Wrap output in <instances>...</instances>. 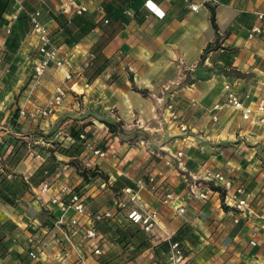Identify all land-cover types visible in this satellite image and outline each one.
Here are the masks:
<instances>
[{
  "label": "crops",
  "instance_id": "crops-1",
  "mask_svg": "<svg viewBox=\"0 0 264 264\" xmlns=\"http://www.w3.org/2000/svg\"><path fill=\"white\" fill-rule=\"evenodd\" d=\"M12 1L13 11L4 14L9 23L0 24V151L10 153L15 137L38 139V133L47 134L57 122H68V117H89L94 145L109 152L97 158L86 149L78 158L82 166L97 167L107 179L98 177L84 183L72 167L61 172L62 180L77 187L86 198L87 210L113 212L110 221L96 223L98 232L109 240L116 220L120 222L130 209L147 206L159 215L151 243L179 242L190 264H264V123L256 117L244 120L241 112L230 106L213 109L216 103H224L226 83L233 86L246 106L254 108L264 99V34L247 37L248 28L256 21L254 12L264 10V4L260 0H220L214 8L191 12L174 0H156L167 12L159 20L142 8L143 0H135L121 16L106 17L101 0ZM78 4L85 5L87 11L76 14ZM35 9L41 11L52 42L62 46L65 60L64 68H48L37 84L32 75L39 57L37 36L17 17L12 18ZM211 11L220 48L205 51L217 38L210 22ZM72 17L83 19L85 34H79L81 26L70 23ZM12 24L21 40L11 59L5 60L2 49ZM69 32L77 36L76 41L69 38ZM106 37L99 56L94 51L96 43ZM103 58L110 61L92 77ZM67 69L73 79L64 81ZM60 83L68 93L54 114L35 120L19 116L21 108L31 111L45 106ZM167 103L182 115L185 131L169 119ZM104 120L121 122L123 132L132 126L151 132L158 140L130 142L121 137L122 132L110 134ZM177 151L183 153L186 173L201 181L207 172H221L234 188L242 185L251 202L250 211L234 213L220 188H211L205 200L190 195L182 171L165 164V158ZM34 160L37 163L26 161L13 168L4 163L0 172H20L27 180L41 165ZM151 175H155L153 183L148 182ZM57 182L39 199L26 192L16 205L0 201V226L10 221L22 232L0 264H76L74 251L67 258L59 256L57 229L47 227L49 216L42 212L52 207L46 200L55 192ZM128 186L135 202L120 208L118 203L127 199L122 190ZM169 191L175 198L164 204L162 200ZM180 207L183 212L177 209ZM51 210L55 218L61 214L58 209ZM70 215L72 210L66 213ZM30 235L39 241L38 258L32 261L27 257ZM78 250L88 258V264H98L86 247L78 246ZM120 251L118 245L110 250ZM156 261L168 264L166 254L155 256L149 247L123 264Z\"/></svg>",
  "mask_w": 264,
  "mask_h": 264
},
{
  "label": "built area",
  "instance_id": "built-area-1",
  "mask_svg": "<svg viewBox=\"0 0 264 264\" xmlns=\"http://www.w3.org/2000/svg\"><path fill=\"white\" fill-rule=\"evenodd\" d=\"M181 3L191 12H198L202 8L216 7L219 5L220 0H174ZM264 4V0H260ZM142 8L150 14L152 17L162 20L166 17V9L163 7L161 2L156 0H143ZM76 14H83L87 11V8L83 4L76 5ZM128 13L129 10L127 11ZM256 21L248 28L249 39H253L257 36H262L264 34V10H256L254 12ZM28 21L30 25V32L35 34L38 39V59L33 65V78L34 83L37 84L39 79L44 74V72L50 68L54 67L56 69L64 68L65 60L62 56V46L56 45L52 42L49 30L45 23L41 20V11L35 9L27 13ZM16 14L12 15L15 19ZM73 73L67 69L64 72V81L72 80ZM167 89L168 86L165 85ZM224 103H216L213 109H221L223 105L233 107L241 112V118L244 120H251L256 117L259 123H264V99H261L258 104L253 108L246 106L241 100L239 94L233 89L230 83H226L224 86ZM68 89L65 84H58L49 98L47 104L42 107L35 108L28 111L24 108L19 110V116L25 117L31 120L38 118H45L54 114L56 109L62 106ZM167 110L169 111V119L178 122L179 128L182 131L186 130V126L181 121L182 115L174 109L171 103H167ZM213 119H216L214 117ZM81 140L85 145V148L91 152V155L97 158L105 157L109 149L106 150L96 147L85 135L81 133ZM165 164L168 166H176L182 171V179L188 186V193L198 199L205 200L208 198L211 186L219 187L228 196L229 204L234 213L250 211L251 202L245 196V189L242 185L234 188L232 181L223 175L221 172H207L202 181L196 175L191 173H186L183 164V153L177 151L175 154H169L165 158ZM155 180V175L149 177L148 182L153 183ZM52 181H44L35 189H33L36 198L42 197L50 191L53 186ZM55 192L46 200L49 207L60 210L61 214L56 217L54 222V227L57 229L58 236L56 235L55 241L60 246L59 256L64 259L70 255L71 251H74L76 257V264H88V258L83 256L79 250L78 246L86 247V251L89 254L97 256L103 254L105 251L110 250L113 247L111 241H109L103 234L98 232L96 223L113 217V212L111 210H105L103 212H91L87 210L85 205V197L81 194H77L73 191V187L65 182H57L55 187ZM130 186L125 187L122 192L127 195L126 200H121L118 203L120 208H124L127 202H135V194L132 192ZM175 198L173 191L166 192L163 198L164 204H170ZM179 212H183L182 207L177 208ZM68 210H72V215L66 216ZM53 213V212H52ZM129 222L138 225L148 237L155 235V230L159 226V215L157 210L151 207H141L130 209L126 212L125 217ZM234 221L237 222L238 219L235 217ZM28 243V258L36 260L39 255V241L35 236L27 237ZM168 264H190L188 256L183 253L180 248L179 242L171 241L169 243V250L166 253Z\"/></svg>",
  "mask_w": 264,
  "mask_h": 264
},
{
  "label": "trees",
  "instance_id": "trees-1",
  "mask_svg": "<svg viewBox=\"0 0 264 264\" xmlns=\"http://www.w3.org/2000/svg\"><path fill=\"white\" fill-rule=\"evenodd\" d=\"M134 1L135 0H101V8L105 12V17L111 14L119 16L120 13L126 7L130 6ZM13 4L14 3L12 0H0V24L9 23V21L6 18H4V14H9L13 11L14 9ZM29 12L31 11H28L27 13ZM27 13L23 12L22 14H18L17 20H21L22 25L24 24L25 27H28L30 30ZM54 18H58V17L55 16ZM82 20L83 19L79 17H72L70 19V23L81 26ZM210 22L213 29L215 30L217 38L212 44L209 43L207 45L205 51H208L210 48H214V49L220 48L218 28L215 23L213 11H211ZM86 23L88 22H84V24ZM89 25L91 26V24ZM63 28H64V24H63ZM16 29H20V27L18 28L17 26ZM14 30L15 29L13 24L10 25L9 35L6 39L4 48L2 49V56L3 59L5 60L11 59V56L17 51L20 44L21 36ZM79 32H80L79 34H85L87 30L86 28L84 29L81 26ZM68 35L69 38L72 37L71 38L72 41L77 40V36L72 35L70 32ZM107 40L108 37L96 43L94 51L97 52L99 56L101 53L100 49L107 42ZM68 43H71V41H68ZM109 61L110 59L103 58L102 64H100L99 67L94 71L92 77L98 74V72ZM16 115L17 113L14 115V117H16ZM102 122L107 126L110 134L111 133L117 134L113 129V123L105 120ZM119 123L120 125L122 124L121 122ZM68 128L70 129L69 133L72 136V138H75L77 140L78 136L81 134L79 132L80 131L79 126L74 123H71V125H69ZM75 139H73L74 142L72 146L70 148L67 147L64 151H61V154L78 160V156L82 152L83 148ZM14 148L15 147H12V150ZM104 150H106V148ZM53 159L54 158H51V160ZM59 164L60 163L57 161L56 162L52 161V163H49L48 161L46 165L44 164L40 165L38 169L32 174V176H30L27 180L24 178V176L17 175L16 173L11 172V170L10 172L7 173L10 174V177H7V174L3 175L4 173H1L0 201L3 203H7L9 205H16L20 197H22L26 192H29L32 188L39 186L42 182L46 180L51 181V177H52L51 174L55 173L54 170L59 166ZM71 164H72L71 166H73L77 174L82 178L84 183H88L91 180L98 177L107 179V176L104 175V173H102L97 167L89 168L86 166H82L78 161H71ZM210 186L212 189L219 190V187H214L212 185ZM73 191L81 195V192L77 190V187H73ZM42 212L45 213L46 216H49L48 217L49 220L46 222V224H48L47 227H53L54 222L56 220L53 213L46 209H42ZM111 219L112 218L104 219L102 220V222L110 221ZM112 226H113V231L112 233L109 234V241L112 242L113 247L115 245H118L121 251L118 253H112L110 252V250L112 249L111 248L110 250L105 251L103 254L97 255L96 260L98 264H123L134 258L136 254L142 252L144 249L149 247L153 248L155 256L166 254L169 250V243L171 241H161L159 244L153 245L150 241V237H148L138 225L133 224L128 220L126 223L124 222L119 223L116 220L115 223L112 224ZM21 234H22L21 229H19V227L15 223H12L10 221H6L0 226V259L5 254L10 252L13 242H15L17 236ZM20 261L21 263H23L25 261V258L24 257L20 258ZM156 263L159 264L157 261Z\"/></svg>",
  "mask_w": 264,
  "mask_h": 264
},
{
  "label": "rangeland",
  "instance_id": "rangeland-1",
  "mask_svg": "<svg viewBox=\"0 0 264 264\" xmlns=\"http://www.w3.org/2000/svg\"><path fill=\"white\" fill-rule=\"evenodd\" d=\"M1 74L2 70H0V76ZM68 118V122H66L65 120H63L64 122H57L56 126L53 127L52 130L48 131L47 134L38 133L40 134V137L38 139H34L32 137L24 138L22 136H18L19 138L15 137V140L17 141H15V145L13 146L15 148L11 150L12 152L6 155V152L2 153L0 151V166L6 163L8 167L12 166L13 168L14 165L17 166L19 163L24 165L23 163H25L26 161L27 164H29L30 162H35L34 159H36V161H40L41 165H46L48 161L49 163H52V161H57L60 164L54 170L55 173L51 174V181L53 183L60 180L64 181L62 180L63 173L61 172L63 169L66 170L67 168L72 167V169L75 171L73 166H71V161H78L82 165V161L79 158L77 160L61 154V151H64L67 147L70 148L72 146L74 142L73 139H75L72 138V136L70 135V129L68 128V126L71 125V123L78 125L80 129L79 132L84 133V135L94 144V142L92 141L94 136V134L92 133V120H88L89 117H85L84 119L78 117ZM98 120L101 121V119ZM113 129L117 134H120L122 132L123 136L121 137L130 142H133L135 140H145V142L152 141L156 143L158 140L155 134H151V132L148 131H140L141 129H138L133 126L123 132V128L121 127L118 121L113 123ZM35 132L37 133V130ZM55 133H57V136H54ZM76 141L82 146V152L86 150L83 140H81L80 136H78ZM51 158L54 159L51 160ZM19 169H21V167ZM13 173L24 176L20 172ZM66 177L68 176L66 175ZM29 192L33 195L34 199H38L36 198V195L34 194V191H32V189ZM121 222L126 223V218L121 219L119 223Z\"/></svg>",
  "mask_w": 264,
  "mask_h": 264
}]
</instances>
